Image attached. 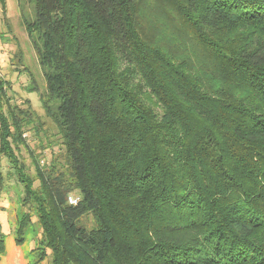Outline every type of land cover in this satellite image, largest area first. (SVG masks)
<instances>
[{"label":"trees","instance_id":"trees-1","mask_svg":"<svg viewBox=\"0 0 264 264\" xmlns=\"http://www.w3.org/2000/svg\"><path fill=\"white\" fill-rule=\"evenodd\" d=\"M29 2L63 148L35 165L36 189L21 179L38 260L264 264V0ZM5 96L0 78V155L14 165L30 114Z\"/></svg>","mask_w":264,"mask_h":264},{"label":"rangeland","instance_id":"rangeland-1","mask_svg":"<svg viewBox=\"0 0 264 264\" xmlns=\"http://www.w3.org/2000/svg\"><path fill=\"white\" fill-rule=\"evenodd\" d=\"M3 1L0 3V78L6 84L5 100L17 110L28 111L30 123L22 131L24 145L9 141L15 164L0 155V225L4 238L0 264H51L49 251L44 260L37 258L42 248V231L31 208L32 202L25 198L21 179L26 175L33 183L31 189H36L35 165L44 170L51 167L50 162L62 153L61 137L42 107L45 83L35 51V47H40L37 35L29 36L23 26V20L34 21L33 3ZM4 113L7 114L6 108ZM25 215L30 223L17 243V224ZM87 221L90 224L91 219L88 217Z\"/></svg>","mask_w":264,"mask_h":264},{"label":"built area","instance_id":"built-area-1","mask_svg":"<svg viewBox=\"0 0 264 264\" xmlns=\"http://www.w3.org/2000/svg\"><path fill=\"white\" fill-rule=\"evenodd\" d=\"M67 201L69 205H75L77 203V199L73 198L72 196L68 197Z\"/></svg>","mask_w":264,"mask_h":264}]
</instances>
